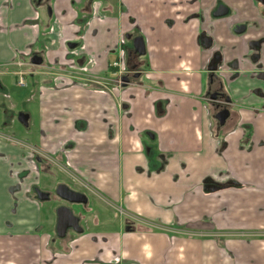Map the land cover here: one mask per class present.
I'll return each instance as SVG.
<instances>
[{"label":"crops","instance_id":"obj_1","mask_svg":"<svg viewBox=\"0 0 264 264\" xmlns=\"http://www.w3.org/2000/svg\"><path fill=\"white\" fill-rule=\"evenodd\" d=\"M222 2L258 25L253 36L238 37L229 18L213 17ZM90 5L0 0V78L19 81L18 71L32 73L23 101L0 79L11 100L0 105V130L14 132L0 134V264H264V237L223 236L264 230V111L255 112L264 107V51L257 52L262 70L248 57L229 81L243 121L215 127L205 100L207 64L216 50L225 47L231 63L250 40L264 38L262 7L253 0L107 1L106 23L86 31L99 59L96 75L109 76L112 51L128 31L146 39L145 69L153 71L152 80H138L147 90L132 86L108 95L67 68L68 50L49 33L56 17L78 18L82 28ZM135 25L142 34L132 31ZM201 33L215 37L214 48L200 47ZM35 56L42 65L32 62ZM47 72L65 76L68 88L41 96ZM123 102L128 113L118 109ZM17 109L30 116L29 127L13 122ZM246 130L253 131L251 141ZM43 154L62 174L77 177L76 189L92 191L83 234L55 237L59 202L40 204L31 195L30 185L51 167ZM207 181L224 187L206 192Z\"/></svg>","mask_w":264,"mask_h":264},{"label":"flooded vegetation","instance_id":"obj_2","mask_svg":"<svg viewBox=\"0 0 264 264\" xmlns=\"http://www.w3.org/2000/svg\"><path fill=\"white\" fill-rule=\"evenodd\" d=\"M90 1H91L90 13L88 14V16L85 17L84 19L85 23L82 28L79 27L78 18L75 20H72V22L70 23H64L61 19H58L56 17L54 19L55 21L53 22L52 27L49 30L51 31L49 32L50 35L54 34L57 37V40H59V42H61V44H63L64 47H66V49L68 50V55H67L68 57L71 56L70 51H69L70 45L76 46L73 49L80 47L82 55L80 57L71 56L70 57L71 59H68V60L69 61L71 60L70 63L72 62V60H74L76 64L78 63L80 66L85 67L87 69V72L82 71L78 73L80 75H83L82 76L83 79L94 82L93 85L101 86V88H98L97 90L106 92L108 93V95L112 93L113 90L126 91L128 90V88L132 86H138L140 88H145V90H147L148 86L138 81L140 79L141 80L145 79L147 81L152 80L151 76H152L153 71H146L145 69L147 67V60L145 58L147 57V54H148L147 42H146V39L142 37V35L141 36L135 35L133 33H130L131 31H128V33H125L121 36L118 44L114 48V51H112L114 53L113 55H115V61L110 65L111 72L109 73V76L106 78L100 79L96 75L95 70H96V66L99 64V59L94 54L93 45H92L93 43L91 42L90 44L88 42L86 31L91 25H93L94 22L104 25L107 21V17L104 14L106 12L103 10V4L105 1H102V0H90ZM253 1H254L255 7L258 8L259 6H261L262 13H264V0H253ZM49 9H51V13L49 12ZM220 11H222V13H224L225 15L217 16V13ZM125 13H128V12H125ZM48 14L50 16L53 15V10L51 6L48 7ZM213 17L219 20L224 19V18H229L230 27H232L233 34L238 37L245 38V39H248L249 37L253 36L252 31L254 30V28H258V25L256 23L253 24V23L242 21L243 19L242 16L238 14L236 11L234 12L229 6H227L223 2L219 3L217 7L214 9ZM74 25L75 26L78 25V29H80L79 33L72 32L73 30L72 26ZM70 28L72 29L68 31V29ZM133 30L138 31L139 34H142V32L140 31V28L137 25H135L132 31ZM81 36H83L82 40L79 39ZM137 38H142L144 42L143 44L144 45L143 51L145 52L144 55H141V53L138 52L134 46V40ZM70 39H72L73 42L70 43L69 45L68 42ZM263 39L250 40L248 49L245 51L244 55H242V57L239 58V60H233L231 61V63L226 62V59L224 56L225 47H222L216 50L213 57L209 60L207 64V70H208L207 72L209 73V77H208V81H207L206 88H205V100L207 102V106L208 105L210 106V107L208 106L211 112V114L210 113L209 114L211 116L210 118H212V121L215 127L224 128L226 125H229L234 121H239V122L243 121L241 112L236 111V109L239 110L241 106L237 105V103L233 100L229 92V81H234L240 76L239 72L242 71L241 66L243 65V61L247 60L248 57L249 59L252 58L256 63L255 65H257L260 69L263 68L261 64L262 62L261 53L260 54L257 53L260 50L261 52L264 51V42L262 41ZM198 44L200 45L202 49H205L206 51H208L215 47L214 44H216V39L214 36L212 37L211 35H206L205 33H201L200 36L198 37ZM109 52L111 53V50ZM55 62L58 65H63L59 58H57ZM118 62H120L121 67L119 66L114 67L113 64L118 63ZM239 62H241V64ZM42 64H43V58H42V63L39 65H42ZM18 67L23 68L24 66H20L18 64ZM122 69L124 72L123 74H120L122 72ZM19 72H25V71L23 70L18 71L16 74L18 75ZM30 74L32 73L31 72L26 73L24 75V79L27 78V76ZM46 74L49 77V83L41 87L39 91V94L41 96L44 95L46 92V89H49V88H55V89H60V90L68 88L67 84L64 82H60L58 86H54V77H58L60 74L56 73L54 74L55 76L53 75L54 77L53 76L51 77L50 75L51 73L49 72H47ZM259 74L261 76L260 78L264 79V73L259 72ZM103 81H105L106 83L101 84V82ZM16 84L17 86H20L18 84V81ZM20 87L27 88L26 84L25 86H20ZM0 88L3 89L1 86V83H0ZM5 96H8V95H5ZM118 109L120 111H126V113H128L131 107L128 103L123 102V103H119ZM256 110H257L255 111L256 113L260 111H264V107H260ZM21 115H27V114L26 113L18 114V116L16 117V120L12 119L14 117V115H12L11 119L13 120V122H16V123L19 122V124L23 125L24 127H29L30 116L28 115L29 116L28 125H25L20 120ZM222 121H224V123H222ZM0 128L3 129V126H1ZM2 133L6 134L7 132L0 130V134ZM245 135H246V140L251 141V138L253 136V131L246 130ZM67 146L69 147V145ZM66 152L67 151L64 150V153ZM43 155L45 156V158H49L51 167L48 170L46 169L48 173H46L45 171L42 173V177L50 175L51 178L48 180L49 184L47 187H42V184H41L42 182L38 184L36 183L31 184L29 187V190L31 191V195L33 194L34 198L37 201H39L40 204L41 203L53 204V203H56V201H58L59 205L56 208V214H57V210L62 206H66L70 208L73 211L74 215L77 218H79V225L85 231V226H83V222L86 216L84 214L85 213L87 214L88 205L90 204L89 202L93 200L92 196L88 194L87 190L76 189L77 187H75V185H77V182H74V183L72 182V185H71L67 182L60 181L53 171V167L59 168L60 165L57 163V161L55 160L53 161L50 157H48V155L46 154H43ZM70 176H72L75 181H78L77 177L74 174L70 173ZM22 180H24V178H22ZM51 185L52 187H50ZM63 186H67L68 189H70L73 192H79L85 195L88 199V204L86 205L73 204V203H70L64 200L59 195V193L64 194L65 192V189ZM223 187L224 185H221V184H218L212 181H207L204 184L205 191L210 192V193L220 190ZM38 189L41 192L48 194L49 199L40 201L38 199V194L36 191ZM43 197H46V196L43 195ZM74 205H78L81 208V210L79 211H82V212H78L77 210L72 208ZM57 222H58V218H57ZM128 228L132 230L131 225H129ZM70 234H77L74 228H70L68 230L65 238H59L57 234V226H56L57 238L66 239L67 237L70 236ZM218 236H222V235H218ZM223 236L225 237L227 236L264 237V230L239 231V232H234V233H225V235ZM115 260L117 262H120V258H116Z\"/></svg>","mask_w":264,"mask_h":264},{"label":"water","instance_id":"obj_3","mask_svg":"<svg viewBox=\"0 0 264 264\" xmlns=\"http://www.w3.org/2000/svg\"><path fill=\"white\" fill-rule=\"evenodd\" d=\"M102 1H107V0H102ZM49 12L51 13V9H49ZM225 15L224 13H222V11L217 13V16H222ZM144 42L142 40V38H137L134 40V46L136 48V50L138 52L141 53V55H144L145 52L143 51L144 48ZM75 45H70V48H75ZM141 48V50H140ZM33 63L36 65H39L42 63V58L39 56H35V58L33 59ZM25 118V119H23ZM28 119L29 116L28 115H21L20 120L25 124L28 125ZM222 123H224V121H222ZM65 189L64 194L59 193V195L66 200L67 202L73 203V204H82V205H86L88 204V199L85 195L79 193V192H73L70 189H68L67 186H63ZM37 194H38V199L40 201H44V200H48L49 199V195L46 193L41 192L39 189L36 190ZM43 195H45L46 197H43ZM57 218H58V222H57V234L59 236V238H65L67 235V232L70 228H74L77 234H83L84 233V229L79 225V218H77L73 211L66 207V206H62L57 210Z\"/></svg>","mask_w":264,"mask_h":264},{"label":"rangeland","instance_id":"obj_4","mask_svg":"<svg viewBox=\"0 0 264 264\" xmlns=\"http://www.w3.org/2000/svg\"><path fill=\"white\" fill-rule=\"evenodd\" d=\"M105 3H107V1H105L104 2V4ZM114 60V59H113ZM1 79V82H3V83H6L7 84V88H8V90H9V93L10 94H13V95H17V96H20L21 97V99H22V101L24 100V98H25V93H27L28 94V87H30V79L27 77V78H25V83H26V86H27V88H22V87H20V86H17L16 85V83H17V79L14 77V76H7V77H1L0 78ZM20 99V100H21ZM11 102V100H9V99H5L4 98V96H3V93L1 92V88H0V105H1V103H6L7 105H9V103ZM9 109H11L10 107H9ZM23 109L25 110L26 109V106L25 107H23ZM0 112H1V109H0ZM1 114V113H0ZM18 114H21V112H20V109H17L16 111H15V113H14V118H15V120H16V117L18 116ZM0 119H1V115H0ZM2 120V119H1ZM17 122H18V120H17ZM19 124V122L17 123V125ZM7 134H14V132H7ZM55 171H56V173H57V176H58V178H61L62 176H64V178H67V179H69L71 182H77V181H75L74 179H73V177L72 176H68V175H65V174H62L61 173V171L58 169V168H55ZM51 177H50V175L49 176H43V179H42V187H47L48 186V180L50 179ZM50 187H52V185L50 186ZM88 194H90V195H92L93 193H92V191H88ZM72 208H74L75 210H77V211H79V210H81V208L78 206V205H74ZM45 211V210H44ZM79 212H82V211H79ZM119 214V213H118ZM117 214V215H118ZM48 213H45V218H47L48 217ZM120 216L118 215V218H119ZM113 218H114V215H113ZM44 226L45 227H47L45 224H44ZM55 237H57L56 235H55Z\"/></svg>","mask_w":264,"mask_h":264},{"label":"built area","instance_id":"obj_5","mask_svg":"<svg viewBox=\"0 0 264 264\" xmlns=\"http://www.w3.org/2000/svg\"><path fill=\"white\" fill-rule=\"evenodd\" d=\"M79 39H83V36H81ZM73 42V40L72 39H70L69 40V45H70V43H72ZM69 51H70V54H71V56H73V57H80L82 54H81V49H80V47L79 48H76V49H69ZM19 65L20 66H23L24 64L23 63H19ZM113 66L114 67H121V64H120V62H118V63H114L113 64ZM67 68H70V69H72V71H74V72H76V73H78V72H87V69L85 68V67H82V66H80L78 63L76 64L75 63V61L74 60H72V62L70 63V65H69V67H67ZM123 69H122V72L120 73V74H123ZM26 74V72H19L18 73V75L20 76L19 77V81H18V84L20 85V86H25V79H24V75ZM60 82H64V83H66L67 85H69L68 84V82H67V78L65 77V76H63V77H61V76H58V77H55L54 78V86H58L59 85V83Z\"/></svg>","mask_w":264,"mask_h":264}]
</instances>
